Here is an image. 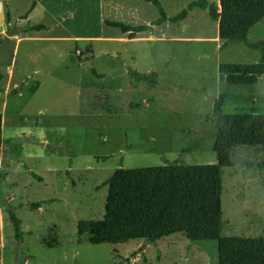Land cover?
<instances>
[{
    "label": "rangeland",
    "instance_id": "obj_1",
    "mask_svg": "<svg viewBox=\"0 0 264 264\" xmlns=\"http://www.w3.org/2000/svg\"><path fill=\"white\" fill-rule=\"evenodd\" d=\"M33 1L0 0V264H218L213 241L95 245L78 225L104 218L105 184L118 169L215 165V99L230 95L229 111L264 113V81L228 85L219 65L259 63L260 51L217 47L216 24L200 9L158 25L155 6L137 0H41L29 13ZM159 1L175 17L195 0ZM106 22L149 29L130 40ZM260 41L264 21L247 42ZM121 61L128 76H114ZM231 160L223 233L262 237L264 148L238 147Z\"/></svg>",
    "mask_w": 264,
    "mask_h": 264
},
{
    "label": "trees",
    "instance_id": "obj_2",
    "mask_svg": "<svg viewBox=\"0 0 264 264\" xmlns=\"http://www.w3.org/2000/svg\"><path fill=\"white\" fill-rule=\"evenodd\" d=\"M41 0H34L31 13ZM151 3L159 12L158 25L180 23L194 9L207 11L219 24V39L224 45L242 42L260 51L255 64H221L219 73L231 86L253 87L264 81V41L248 43L250 31L264 21V0H219V7L209 0H195L175 17H168L159 0H137ZM119 28L130 40L148 31L149 26H131L106 22ZM43 25L31 30H44ZM97 77L98 75L93 72ZM233 97L222 94L215 99L211 124L214 128L215 165H172L118 169L105 184L108 186L106 212L102 220L81 221L78 233L86 234L89 243L126 244L139 241L156 244L181 236L191 242L213 241L218 244V264H264V236L229 237L223 233L222 212L224 169L232 167V155L238 147L264 148V113L229 111ZM3 146V116L0 114V161ZM107 160V158H103ZM35 208H40L39 204ZM16 239L21 242V221L8 210Z\"/></svg>",
    "mask_w": 264,
    "mask_h": 264
},
{
    "label": "crops",
    "instance_id": "obj_3",
    "mask_svg": "<svg viewBox=\"0 0 264 264\" xmlns=\"http://www.w3.org/2000/svg\"><path fill=\"white\" fill-rule=\"evenodd\" d=\"M218 2V7H219V0H217ZM169 17V16H168ZM216 24V31L214 33V44H216V46L218 47L220 44H223V42L219 39V24L218 23H215ZM212 38L208 39L210 41ZM224 45V44H223ZM148 245V244H147Z\"/></svg>",
    "mask_w": 264,
    "mask_h": 264
},
{
    "label": "water",
    "instance_id": "obj_4",
    "mask_svg": "<svg viewBox=\"0 0 264 264\" xmlns=\"http://www.w3.org/2000/svg\"><path fill=\"white\" fill-rule=\"evenodd\" d=\"M117 56V55H116ZM121 70L114 74V76H128L129 69L126 67L125 63L121 61ZM147 244H145L146 246Z\"/></svg>",
    "mask_w": 264,
    "mask_h": 264
}]
</instances>
